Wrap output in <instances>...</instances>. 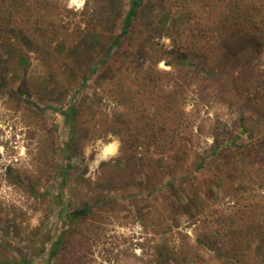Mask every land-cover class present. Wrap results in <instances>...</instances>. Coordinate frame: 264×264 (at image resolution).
I'll return each instance as SVG.
<instances>
[{"label": "rangeland", "instance_id": "rangeland-1", "mask_svg": "<svg viewBox=\"0 0 264 264\" xmlns=\"http://www.w3.org/2000/svg\"><path fill=\"white\" fill-rule=\"evenodd\" d=\"M129 5L0 0V264H264V46L223 56L264 0H145L107 52Z\"/></svg>", "mask_w": 264, "mask_h": 264}, {"label": "trees", "instance_id": "trees-1", "mask_svg": "<svg viewBox=\"0 0 264 264\" xmlns=\"http://www.w3.org/2000/svg\"><path fill=\"white\" fill-rule=\"evenodd\" d=\"M145 0H130V5L129 9L126 12L123 20H122V27H121V32L116 36L115 40L113 41L112 45L106 50L107 52L114 48V47H120L122 45V39H124L126 36H128L131 33V28L133 27V24L137 17L140 14L141 7L144 5ZM237 21H240V26L234 27L232 26L233 30L231 38L229 41H227L225 48H228L229 50L227 51L224 46H223V56L227 55L229 57H234V54H237L242 51L250 52L252 49L260 51L262 47L264 46V34L261 31L256 30V28L253 27L252 24L248 23L247 20L249 19V16H244L243 19L240 18L239 14H235ZM249 15V14H248ZM256 30V31H255ZM261 32V33H260ZM103 54L104 57L100 58V60L95 64V66H92L91 69L93 72L97 71L99 68L103 66H107L109 62V53L107 52ZM236 57V56H235ZM186 61L189 64H194V62H191V60L186 57ZM124 65L120 64L119 70H122V67ZM211 66H209L210 68ZM239 68V67H238ZM201 70H204L203 68ZM208 72V71H207ZM91 74V73H90ZM227 77V75L225 74ZM88 80V78H86ZM85 84V81H84ZM126 105V108L131 107V109H135L139 103L135 101L131 102H124ZM166 105L161 106V110L163 109L164 111L168 112L172 116L178 117L180 112H182V108L177 107V103L174 101L172 96H169L168 99H166ZM172 105V106H171ZM155 108L154 105H152L150 110H144L143 113H141V110L139 109L138 111V116H137V121H136V126H142V125H152L153 123V115H152V109ZM158 110V109H157ZM148 118V119H147ZM243 132H240L236 136H233L229 142L228 147H245L246 144L238 143L237 141L240 139L241 135L245 133V129L243 128ZM219 150L216 146H213L212 153L218 155ZM68 171L67 169H65ZM190 205L187 206L189 209ZM89 212V207L85 206L84 208L77 209L72 212V216L74 217H79L87 215ZM199 242V240H198ZM201 244L205 243V240L200 239ZM57 243H55L56 245ZM57 246V245H56ZM55 246V247H56ZM54 251L56 249L54 248ZM176 249L170 250L167 246H159L158 248V253L157 256L160 258L157 260L158 262H161L159 264H179L180 260L176 256L175 253Z\"/></svg>", "mask_w": 264, "mask_h": 264}, {"label": "bare ground", "instance_id": "bare-ground-1", "mask_svg": "<svg viewBox=\"0 0 264 264\" xmlns=\"http://www.w3.org/2000/svg\"><path fill=\"white\" fill-rule=\"evenodd\" d=\"M116 148H117V146H116L113 142H111V143H109V144H107V145L105 146V148H104V152H105L106 154H109V153L114 152V151L116 150Z\"/></svg>", "mask_w": 264, "mask_h": 264}]
</instances>
